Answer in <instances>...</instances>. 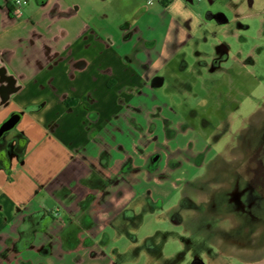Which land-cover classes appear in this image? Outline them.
<instances>
[{
    "label": "crops",
    "instance_id": "obj_1",
    "mask_svg": "<svg viewBox=\"0 0 264 264\" xmlns=\"http://www.w3.org/2000/svg\"><path fill=\"white\" fill-rule=\"evenodd\" d=\"M25 1L17 15L0 0V127L20 116L0 138V196L23 208L0 233V264H114L113 255L131 252L125 263L136 264L155 256L157 244L131 225L127 210L138 212L145 190L129 177L138 167L140 89L165 55L176 19L170 10L180 0L148 4L120 36L102 21L121 0ZM147 10L159 20L154 28L150 18L152 43L133 35ZM214 250L207 254L227 253Z\"/></svg>",
    "mask_w": 264,
    "mask_h": 264
},
{
    "label": "rangeland",
    "instance_id": "obj_2",
    "mask_svg": "<svg viewBox=\"0 0 264 264\" xmlns=\"http://www.w3.org/2000/svg\"><path fill=\"white\" fill-rule=\"evenodd\" d=\"M121 1V7L119 3L112 6L115 8L108 12V18H97L98 21L101 20L99 17L105 19L102 23L107 30L110 28L108 32L112 35H122L118 29L123 23L135 19L139 12L148 9V4L159 3V0H152L153 3H149V0ZM185 3L180 0L176 8L170 10L176 17L177 25L174 22L170 27L164 57L149 70L148 76L153 77H147V82L143 83L148 86L143 85L140 89L138 122L143 124L145 132L139 134L138 151L132 162L141 168L137 173L129 174V178L140 189H144L146 194L151 193L160 201L156 202L155 210H151L155 206L145 205V213L138 218V233L139 236L153 237L150 244H157L161 250L164 249L162 259L171 255L170 258L176 260L174 264H192L195 256H200L202 260L224 257V264H243L242 261L256 264L264 260V198L261 204L252 207V213L248 208L237 216L232 205L227 213L228 220L222 209L213 211V218H208L200 205V200H204L200 186L207 185V180L212 181L211 176L217 173V183L229 181L234 188L235 180L242 181L255 166L251 162L253 155L264 144V0H193ZM135 6L138 9L132 11ZM226 12L231 14L227 16ZM222 17L229 20L236 17L240 22H219L218 18ZM150 18L153 20L152 26ZM156 18L152 11L147 10L142 20L145 23L138 27L140 31L134 30L133 35L145 41L150 39V26L155 28L159 23ZM160 19L166 23L168 18L160 14ZM237 23L249 26L240 32L242 38H238V35L234 37L231 32V29L239 30ZM148 41L153 42L151 39ZM225 46L228 54L224 56L226 60L222 66L228 69L223 70L220 51ZM231 103L237 106L235 116ZM218 106L220 114L230 118L231 125L235 126H229L230 122L220 125V138L224 139L216 147H213L214 139L212 143L210 136L206 137L203 147L212 146L219 152L213 156V148L210 151L204 150L202 142L193 137L200 138L204 122L209 125L208 128H213L212 120L220 121L222 116L214 113ZM143 116L152 119V123L147 125ZM245 118L249 121L245 122ZM242 122L247 123L248 131L244 129L246 127L243 128V124L238 125ZM152 128L154 133L151 132ZM172 155V159L179 155H195L197 160L194 162L191 159L190 164H183L181 168L180 165L167 167L163 157L170 158ZM156 157L158 160L155 166L150 168L148 163L152 159L154 162ZM203 159L210 163L209 166L198 164ZM145 163L149 170L144 167ZM204 168L207 170L204 171ZM40 197H44L42 193ZM9 200L0 196V233L12 228L16 213L23 210L22 206L14 205ZM51 204L48 202L47 206L52 207L53 216L60 219L61 209ZM209 229L211 237L206 234L210 233ZM221 230L228 232L225 241L222 240ZM207 239L220 247L217 251L228 252L224 255L207 254V248L210 247H201L205 241L207 243ZM120 244L118 242L114 245ZM134 254H116L112 258L114 264H126L125 261ZM78 255L75 253L71 257L77 261ZM151 260L149 255H142L136 264H153ZM86 261L89 262L88 259Z\"/></svg>",
    "mask_w": 264,
    "mask_h": 264
},
{
    "label": "flooded vegetation",
    "instance_id": "obj_3",
    "mask_svg": "<svg viewBox=\"0 0 264 264\" xmlns=\"http://www.w3.org/2000/svg\"><path fill=\"white\" fill-rule=\"evenodd\" d=\"M172 1L173 0H167V3L170 4ZM161 2L163 3V0ZM231 12H233V11H231ZM229 13L226 12V15L228 16ZM228 20L229 19H227L226 17H222L221 19L218 18L219 22H227ZM237 21L240 22L238 19H236V17H233V20H229L227 23L230 24L232 22L235 23ZM237 24L239 25L238 28H237L239 30L231 29L232 31L231 30L230 31L232 32L234 37H235V35H238V38H240V37L242 38L243 35H241L240 32L242 30L248 29L249 26L245 25V24H240V23H237ZM227 51H228L227 46L223 47L221 49V51H220V57H221L220 65L221 66L223 64V61L225 62V60H226L225 59L226 57H224V56L225 55L227 56V54H228ZM223 68H222L223 70L228 69V68H225V67H223ZM152 77L153 76H150L149 79L150 78L152 79ZM231 104H232V106L235 109L233 111L234 112V116H235L236 115V111H237V106H234L233 103H231ZM219 110H220V106H218L217 110H214V113H215V115L219 114V117L222 116V117H220V121H217L216 119L212 120L213 121V128H208L209 125L206 122H204V124H203V126L201 128L202 129L201 132L199 133V131H198V133L200 134L199 135L200 138L198 139V137H193L195 139L197 138V140H199L200 143L202 142L201 143L202 148L204 150L206 149V151H210L213 147H216L217 144H220V143L223 142L224 138H220L221 134L219 133L220 125L221 124L222 125L223 124H228L227 122H230L229 126L232 124L231 119L226 117V116H224V115H222V114H220ZM227 110H229V109H227ZM243 115H245V114H242V116ZM143 117L146 118V116H143ZM240 120H242V119L240 118ZM243 120H245V122H246L248 120V118L247 119L245 118ZM145 122H147L148 123L147 125H149V123H152V119L147 117ZM242 124H243V122L238 124V125H242ZM147 125H146V127H147ZM135 126L138 128L140 135H142L145 132L142 123H138L137 122V124H135ZM231 126H235V125H231ZM244 127H246V128H244ZM243 128L245 130H247V131L249 130V127H248L247 123L243 124ZM151 132L154 133V129L151 130ZM208 135L210 136V139H211L212 143L215 141L214 142L215 145L211 143V145H214L213 147L212 146L208 147L207 145H205L203 147L204 140L206 139V137ZM262 135L264 137V131H263ZM152 137H153V135L150 138L152 139ZM212 138L214 139V141L212 140ZM248 140H249V138H248ZM201 145H199V146H201ZM0 149H1V146H0ZM193 150H194L193 152L195 153L196 152V145L193 147ZM212 150L214 152L213 156H215L217 153H219L218 150H216V148H213ZM141 151H144V150L141 149ZM199 151H200V149H199ZM228 151H229V148L227 149V151H225L226 154L228 153ZM230 151H232V150L230 149ZM207 155H208V153H207ZM194 157H195V155H193V156L186 155V157H181V155H179L178 158L172 159L173 158V155H172L170 158L169 157H163V158H164L165 162H167V165H166L167 167L170 166V165H171L170 167H178L180 165V168H181V167L184 166L183 164H190L189 162H190L191 159L194 162H196L197 159L194 158ZM152 160L150 161V163H148V166H150V168L155 166L156 160H158V159H157V157L154 158V162L155 163L152 162ZM1 161H2V158L0 159V162ZM255 161H257V162H255ZM251 162L254 163L255 166L253 168H251L250 173L247 174L243 178L242 181H239V179L235 180L234 188L231 186V183L229 181L228 182L221 181V182L217 183L216 181H218V179L215 180L216 175H217V173H216L217 171L215 172L216 173L215 176H211V175H214L213 174L214 172L211 173L210 176L212 177L211 179H213L212 181L207 180L208 181L207 185L204 184V185L200 186V189H201L200 193H202L204 195V200H200V205L203 207L202 210L205 212V214L208 216V218H213L212 217L213 216V211H217L219 209H222L223 214L226 216L225 219L228 220L227 213L231 209L232 205H234L233 207H235V208H233L235 214L237 216H239V215H242L241 213H243L241 211L247 210L248 208H249L248 211L250 213H252V211L254 210L252 207L253 206L257 207L259 204H261V201H263V198H264V144L263 143L255 151V153L253 155V159H252ZM146 164L147 163L144 164V167L147 170H149L147 168ZM198 164L202 165V166H209L210 163H206L205 160L203 159L202 161H198ZM140 168H141V166H138L136 168H132L131 167V170H133L132 171L133 173H135V172L137 173L140 170ZM156 169H158V168L156 167ZM205 170H207V169L204 168V171ZM201 176H200V179H201ZM202 180L205 181L206 179H202ZM206 188H208V189H206ZM232 193H233V195H232ZM101 199L100 198L99 199L95 198L94 201L96 200V204L100 205V204H102V200ZM157 201H160V199H156V197L152 196L151 193L150 194L149 193L148 194L144 193L143 194V198H142V202L138 206V212H137V208L136 207H133V208L127 210L130 213L129 217H130L131 225H133L135 227L136 226L138 227V223H139L138 222V218L141 217V215H143L145 213V208H144L145 205H150L151 204V205L155 206V205H157V203H156ZM155 209H156V206L153 207L151 210H155ZM244 215L247 216L246 214H244ZM146 216H148V215H146ZM255 216L256 215L254 213V217ZM209 231H210V233H206V234H208V237H211L209 235H212V232H211L210 229H209ZM221 236H222V240L224 239L223 241H225V238L228 237V232H226L225 230H221ZM133 238H134L133 235L130 236L129 239H128V242L132 243L133 242ZM152 239H153V237L148 236L146 241L150 243L152 241ZM210 242L211 241L207 239V243L205 241V243L203 245H201V247L205 246V247H211V248H215V249L220 248L217 245L211 244ZM156 247L157 248H156L155 256L150 257V258L153 259V260H159L160 258L162 259L164 251H163V249L161 250L160 247H158V246H156ZM159 249H160V251H159ZM225 252H228V251L225 250ZM170 257H171V255H170ZM170 257L164 258V259H162V261L159 260V262H163L165 264H174L176 260L175 259H171ZM195 257L196 258L193 259L192 264H204V262L202 261L200 256H195ZM204 260L206 261V259H204Z\"/></svg>",
    "mask_w": 264,
    "mask_h": 264
},
{
    "label": "water",
    "instance_id": "obj_4",
    "mask_svg": "<svg viewBox=\"0 0 264 264\" xmlns=\"http://www.w3.org/2000/svg\"><path fill=\"white\" fill-rule=\"evenodd\" d=\"M19 118L20 116L15 113L1 125L0 138L15 126L16 122L19 121Z\"/></svg>",
    "mask_w": 264,
    "mask_h": 264
},
{
    "label": "built area",
    "instance_id": "obj_5",
    "mask_svg": "<svg viewBox=\"0 0 264 264\" xmlns=\"http://www.w3.org/2000/svg\"><path fill=\"white\" fill-rule=\"evenodd\" d=\"M10 3L13 4V6L15 7L14 9V14H17V15H21L22 11H21V6H23L24 3H26L25 0H9ZM150 2L152 0H149ZM162 1V0H161Z\"/></svg>",
    "mask_w": 264,
    "mask_h": 264
},
{
    "label": "trees",
    "instance_id": "obj_6",
    "mask_svg": "<svg viewBox=\"0 0 264 264\" xmlns=\"http://www.w3.org/2000/svg\"><path fill=\"white\" fill-rule=\"evenodd\" d=\"M163 3H164V5H166L167 4V0H163Z\"/></svg>",
    "mask_w": 264,
    "mask_h": 264
}]
</instances>
